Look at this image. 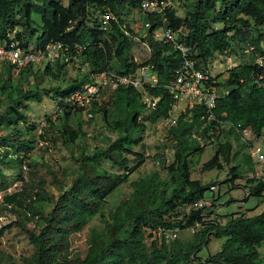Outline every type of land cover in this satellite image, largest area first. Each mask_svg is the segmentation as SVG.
Here are the masks:
<instances>
[{
    "label": "trees",
    "instance_id": "trees-1",
    "mask_svg": "<svg viewBox=\"0 0 264 264\" xmlns=\"http://www.w3.org/2000/svg\"><path fill=\"white\" fill-rule=\"evenodd\" d=\"M167 1L183 3L186 17H178L173 6L165 11L164 17L146 15V22L155 25L142 39L147 42L151 57L138 63L132 57L136 35L123 14L128 9L139 11L143 0H69L67 6L59 0H0V42L14 40L23 47L39 48L53 41L62 42L71 46L70 56L89 68L88 74L68 82L66 87L43 89L46 78L65 81L67 64L58 62L55 67L49 64L42 73L34 71L37 66L30 65L18 72L20 84L26 79L27 89L18 87L11 75L0 86V109L1 96L6 95L11 101L0 112V127L10 129L0 135V174L3 164H27L34 149V141L23 139L24 133L18 128L19 124L27 125L29 134L37 129L36 125H28L26 109L30 102L42 103L44 95L54 100L70 95L91 83L92 74L114 72L123 77L152 66L158 78L156 86L148 88V95L158 102L155 110L148 109L143 94L133 87L116 88L109 107H93V115L102 113L106 124L118 136L107 147L95 146L93 153L83 152L79 156L77 176L56 201L49 200L42 182L33 186L30 195L22 189L4 196L0 206L5 210L17 214L18 210H24L26 216L30 214L38 221V232H29L34 254L22 264H193L201 259L198 253L213 239L224 243L218 253L206 259L208 262L264 264V255L260 254L264 245V211L252 217L233 213L226 215L222 223L211 220L212 208L199 211L192 208L205 196L215 199L216 195L210 191L212 186H223L204 185L192 179L195 159L205 153L207 143L215 145L216 151L204 165L205 171L222 170L224 163L236 161L230 170L231 178L226 181L228 187L237 179H247L245 200L264 196V179L247 177L255 172L257 164L240 135L245 128H250L257 137L264 133V0ZM99 10L109 11L115 18L107 32L99 29ZM164 27L179 33L180 40L193 49V57L202 70L210 71L219 55L230 53L245 59L249 52L252 58L229 68L225 82L219 80L221 75L213 78L217 81L215 86L226 89L228 94L218 98L211 112L199 105L188 108L170 127L167 135L174 161L164 165L168 178L163 179L156 172L131 182L128 199L106 217L103 207L108 198L129 183L130 177L147 161L145 153L135 151L142 140L140 135L148 126H157L170 118L174 102L167 84L174 78L181 55L171 44L154 39L155 32ZM258 59L263 63H257ZM3 68L16 72L12 66ZM31 76L33 83L28 81ZM75 116L84 115L67 111L58 117L61 124L52 126L58 137L56 142L70 146L86 139L81 125L78 129L70 125ZM48 120L51 126L49 117ZM45 132L41 134L43 139ZM232 139L237 140L240 150L248 151L241 159L233 156ZM10 153L16 157L15 161H9ZM107 165L120 172H112ZM20 180L25 183L22 175ZM98 215L104 228L92 230L88 257L70 259L71 234L80 233ZM197 224L192 240L147 242L148 230L164 227L185 231Z\"/></svg>",
    "mask_w": 264,
    "mask_h": 264
},
{
    "label": "rangeland",
    "instance_id": "rangeland-1",
    "mask_svg": "<svg viewBox=\"0 0 264 264\" xmlns=\"http://www.w3.org/2000/svg\"><path fill=\"white\" fill-rule=\"evenodd\" d=\"M65 6L68 5L69 0H59ZM173 9H175L178 17L185 18L187 14V8L183 3L173 2ZM123 17L128 21L130 29L136 35L134 39V46L132 49V57L138 63H144L151 57V50L142 39L146 37L147 32L144 30L143 22H145L146 15L140 11L128 9L123 14ZM252 55L247 52V57L243 59L241 56H235L233 54L219 55L211 65L210 72L216 77L220 76V81H226V71L243 62L244 60H251ZM258 62V60H257ZM56 64H51L55 67ZM62 64V63H60ZM46 65H39L34 68V71L44 72ZM67 73L63 74L65 78L64 82L56 81L46 78V82L41 86L43 89H49L50 87H66L68 82L81 79L89 73V68L82 64L80 60H74L67 64ZM12 81L18 83V87L27 89L28 86L26 79H22V84L19 80L21 75L18 72H10L8 69L0 67V86L10 77ZM30 83L34 82V78L29 77ZM114 90L111 88L103 96L102 106L108 107L112 103ZM1 109L0 112H4L7 106L10 104V100L6 95L1 96ZM184 107L181 104L179 108ZM54 98L52 96L44 95L42 103L30 102L26 114L28 115V125H36L37 129L34 133L29 134L27 125L19 124L18 128L23 131V139L28 141H34V149L28 155L29 159L27 164L21 166L20 164L2 165V174H0V194L11 195L12 193L19 192L22 189L28 191V195L32 193L33 186L44 183V191L47 194L49 200L56 201L66 185H70L73 179L78 174L79 163L78 158L83 152L93 153L95 146L104 148L109 145V141L115 140L117 134L109 128L104 121L102 113H95L93 119L89 120L87 116H75L70 121V125L74 129H78L82 126V131L86 135V139L77 141L78 143L70 146H65L61 142H56L58 138L52 126H59L61 123L54 118L53 114ZM181 112L177 111L175 116H180ZM49 119L51 120V126H48ZM46 123V126L41 129L42 123ZM48 127V131L45 130ZM42 130V131H41ZM166 125L158 124L157 126H148L147 129L140 135L142 137L141 143L135 148V151L145 153L147 156L146 163L131 177L129 183L121 186L104 204V212L106 217L110 215V212L115 210L117 206L123 203L127 197L132 193L131 182L139 180L141 178L150 176L152 173L159 172L163 179L168 178L167 173L164 171V165H170L174 161V154L169 142H162L166 134ZM10 132V129L0 127V135H5ZM46 134L45 139L41 136L42 133ZM258 143L264 148V133ZM234 146L233 156L241 159L244 153L248 151H242L239 148L238 142L232 139ZM6 150V149H5ZM4 151V150H2ZM216 151V146L208 144L205 147V153L195 159V166L193 168L192 179L199 180L204 185L211 183H218L221 187V194L213 196L215 199L213 203L215 206L211 207L214 214L211 216V220H217L218 222L225 223L226 215L233 213H244L248 217L259 215L264 211V196L261 199L250 198L245 200V190L247 179H237L231 188L228 187L226 181L231 178L230 170L236 165V161L231 163H224L222 170L205 171L204 165L212 160ZM9 161H15L16 157L10 153ZM133 161V158H131ZM14 163V162H13ZM134 163V162H133ZM31 165V166H29ZM112 172L119 173L117 168H113L109 165L106 166ZM259 170L256 166L254 173H249L247 177L254 178L255 173ZM33 174V176H31ZM22 175L25 183L20 180ZM27 185V187L25 186ZM1 203V202H0ZM50 209V204L47 206ZM5 217V218H4ZM38 221L32 217L26 216L24 210H18L17 213L5 210L0 206V232L4 230L0 236V262L3 264H22L25 258L34 254V247L29 241V232H38ZM11 226L10 228H8ZM104 223L100 215L96 216L80 233H73L70 236V248L69 258H80L85 260L89 254V248L91 246L90 238L93 229L102 230ZM194 233L189 230L181 231L180 240L189 241L193 239ZM150 243V242H149ZM223 240L213 239L208 247L204 248L198 253L201 259H208L209 256L218 253L221 250ZM260 254L264 255V245L260 249Z\"/></svg>",
    "mask_w": 264,
    "mask_h": 264
},
{
    "label": "built area",
    "instance_id": "built-area-1",
    "mask_svg": "<svg viewBox=\"0 0 264 264\" xmlns=\"http://www.w3.org/2000/svg\"><path fill=\"white\" fill-rule=\"evenodd\" d=\"M172 7V3L167 0H143L140 12L145 15L162 16L165 11ZM97 19L101 30L107 32L111 28V21L115 20L112 13L109 11L99 10L97 12ZM144 30L150 33L154 30L155 25L151 22H143ZM146 35V36H147ZM134 39H136L134 37ZM154 39L171 44L181 55L179 67L176 69L174 78L167 84V90L174 102L170 118L163 121L161 124L166 125L165 138L162 142H168V130L177 122L178 116H175L177 111L181 113L188 108H193L197 105L204 106L211 112L215 107L218 98L223 94H228L225 89H220L215 86L217 81L213 80L214 76L210 71L202 70L199 67L197 60L193 57V49L187 46L180 40L178 32H174L170 28H163L154 34ZM71 46L62 42H51L45 48L35 47L29 45L23 47L19 42L12 40L11 42H0V67L12 66L14 71L19 72L30 65H49L66 63L69 64L77 60L75 56H70ZM78 52V51H76ZM259 64L263 63L262 59H258ZM92 82L84 85L82 89L75 91L70 95L58 97L54 100L55 112L54 118L64 115L67 111H79L87 116L90 120L94 117L91 112L94 106H102L103 96L109 89L115 90L118 87H133L143 94V101L150 111L157 108V100L152 99L148 95V88L156 86L158 83L157 75L153 71L152 66L144 67L130 76H121L114 72H104L100 74H92ZM184 104L181 109L179 106ZM46 126L42 123L41 129ZM42 131V130H41ZM241 140L250 147L251 157L259 167L254 177L257 179H264V148L258 143L257 137L250 128H245L240 131ZM210 191L215 195L221 194V187L212 186ZM5 196V195H4ZM4 196L0 194V202L3 203ZM0 203V204H1ZM213 200L205 196L204 199L195 202L192 208L196 211L204 208L213 207ZM9 208H12L9 205ZM30 216V214H28ZM199 224L191 228L195 233ZM181 231L179 229H170L159 227L148 230L147 242H166L172 243L180 238ZM193 264H222L219 262H208V260L200 259L194 260Z\"/></svg>",
    "mask_w": 264,
    "mask_h": 264
},
{
    "label": "water",
    "instance_id": "water-1",
    "mask_svg": "<svg viewBox=\"0 0 264 264\" xmlns=\"http://www.w3.org/2000/svg\"><path fill=\"white\" fill-rule=\"evenodd\" d=\"M72 30H70L69 32H71ZM152 32V30H150V33Z\"/></svg>",
    "mask_w": 264,
    "mask_h": 264
}]
</instances>
